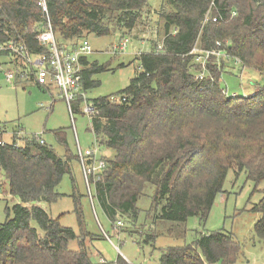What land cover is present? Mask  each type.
Listing matches in <instances>:
<instances>
[{
    "label": "trees",
    "instance_id": "1",
    "mask_svg": "<svg viewBox=\"0 0 264 264\" xmlns=\"http://www.w3.org/2000/svg\"><path fill=\"white\" fill-rule=\"evenodd\" d=\"M149 1L47 0V5L53 28L70 40L132 33L151 13ZM209 12L217 22H206ZM45 24L38 0H0V43L15 41L38 51L37 32ZM156 26L161 38L149 41L150 52L137 55L140 69L115 95L126 101L113 103L112 95L91 100L97 113L90 131L100 148L114 152L103 158L107 167L96 184L94 205L116 235L127 234L141 249L155 248L163 226V232L175 235L190 218L205 225L231 170L236 177L245 172L256 187L264 182V0H162ZM218 42L230 60L214 59L206 77L197 80L202 69L191 51L197 45L213 49ZM233 61L261 76L252 94L229 95L222 86L226 64ZM108 69L97 63L85 68L88 94L100 86L94 75ZM75 111L81 113L78 103ZM53 134L65 148L64 157L36 136H14L12 144L0 148L8 194L19 200L6 208L7 219L0 224V264H96L88 242L97 238L86 228L76 189L70 197L78 234L61 224L62 216L54 219L38 206L64 197L59 186L79 164L66 131ZM19 141L24 144L17 146ZM146 199L151 204L144 210L140 204ZM252 211L260 216L254 234L264 243V191ZM73 241L77 251L70 248ZM241 256L232 233L198 232L192 244L165 249L159 264H236ZM118 264L127 262L119 257Z\"/></svg>",
    "mask_w": 264,
    "mask_h": 264
},
{
    "label": "rangeland",
    "instance_id": "2",
    "mask_svg": "<svg viewBox=\"0 0 264 264\" xmlns=\"http://www.w3.org/2000/svg\"><path fill=\"white\" fill-rule=\"evenodd\" d=\"M151 13L146 15L132 33L122 31L107 37H96L93 34H85L92 48L91 62L99 65H107L109 69L105 72L94 75L93 79L100 82V86L90 90V100L100 97L116 95L124 90L140 69V63L136 59L141 53L150 51L152 40L156 37V26L158 12L162 0H150ZM59 35V34H58ZM61 38V36L59 35ZM123 37V38H122ZM128 39L130 43L124 53L113 55L109 53L112 47L122 39ZM145 41H141V40ZM124 65V67H120ZM222 86L229 95L247 96L257 89V84H262L261 76L247 68L243 69L240 63L230 62L226 64L221 79ZM56 91V90H53ZM55 94V93H54ZM56 96V95H55ZM52 99L48 93L40 91L35 86H14L7 82L4 73L0 72V128L3 131L4 141L9 143L13 133L21 139L31 137L42 138L46 144L51 146L60 157H64L65 148L57 142L53 132L65 130L69 149L74 154L77 151L75 132L71 118L64 101L57 100L50 108ZM76 135L83 150L94 146L95 137L90 131L91 121L82 114L75 115ZM19 141L18 145H23ZM102 152L110 159L114 156L113 151L102 148ZM0 224L7 219L6 208H12L18 199H13L8 192V183L0 171ZM74 179V185L73 180ZM76 189L81 195V203L84 212V222L88 232L96 240L88 242L89 253L94 263L99 264L104 259L108 264H118L119 257H122L127 264H159L162 252L168 247H181L192 244L197 238V233L207 234L222 230L232 233L242 247V256L236 264H264V243L254 234V225L259 220V214L252 211V208L262 198L264 182L256 187V184L247 179L245 172L236 177L233 170L229 172L223 192L220 193L212 208L211 214L205 225H201L197 218H190L180 234L169 235L165 228H161V234L156 239L154 247L145 245L139 248L134 238L127 234L116 235L111 225L98 205L93 206L88 196V188L84 179L83 171L78 163L73 164V177L66 175L59 186V193L63 194L59 201L48 205L40 203L52 218L61 217V224L72 228L79 233L77 216L74 213V202L70 197ZM150 199L141 202V209H148ZM36 227V224L33 223ZM146 227L145 231H149ZM140 233V230H138ZM104 234L110 240L104 238ZM73 251L79 249L78 241L70 243ZM121 252V253H120ZM103 257V258H102ZM221 264V263H217Z\"/></svg>",
    "mask_w": 264,
    "mask_h": 264
},
{
    "label": "built area",
    "instance_id": "3",
    "mask_svg": "<svg viewBox=\"0 0 264 264\" xmlns=\"http://www.w3.org/2000/svg\"><path fill=\"white\" fill-rule=\"evenodd\" d=\"M38 5L46 19L43 29L37 32L38 51L32 50L24 43L15 41L0 43V58H8L11 67L6 68L5 63L0 62V72L4 73L9 83H26L34 80L43 90L47 92L56 90L58 92L56 98L65 102L71 118L77 144L76 155L88 188V196L92 205L95 206V187L101 180V175L106 169L107 163L103 159L102 149L96 140V144L90 149H82L75 129V115L78 113L75 111L77 103L82 115L87 116L89 119L97 113L94 103L89 99L83 85L84 70L87 68L83 61L87 60L93 51L89 41L84 36L70 40L60 38L51 24L47 0H38ZM217 21L218 18L211 16L210 12L207 14L206 22ZM129 43L130 41L127 38L122 39L112 47L109 53L113 55L124 53ZM224 45L218 42L216 47L209 50L201 49L199 46L193 48L190 54L195 57V62L202 69L196 77L197 80H203L206 77L208 64L214 59L217 62L222 59L230 60ZM110 101L123 103L126 98L112 95ZM55 102L56 100L53 97L50 107ZM2 136L3 131L0 128V148L7 145ZM40 142L44 144L42 139ZM121 225V223L117 224V226Z\"/></svg>",
    "mask_w": 264,
    "mask_h": 264
},
{
    "label": "crops",
    "instance_id": "4",
    "mask_svg": "<svg viewBox=\"0 0 264 264\" xmlns=\"http://www.w3.org/2000/svg\"><path fill=\"white\" fill-rule=\"evenodd\" d=\"M145 40H147V39H145ZM144 39L143 40H141V41H145ZM148 42H149V40H148ZM149 44H150V42H149ZM198 46V45H197ZM150 52V51H149ZM87 61H88V64H87V68L88 67H90L91 66V64H93V62H91V59H90V57L87 59ZM0 62H2V63H5V66H6V68H11L10 66H9V60H8V58H6V57H2V58H0ZM8 82V81H7ZM12 84V83H11ZM12 85H14V86H19V85H24V86H35V87H37L40 91H42V92H46V93H48L49 94V96L51 97V99L54 97L55 98V100L57 101L58 99L56 98V96L55 95H57V91H53V90H50V92H47V91H45V90H43L42 88H40L36 83H35V81L34 80H32V81H29V82H26V83H21V82H14ZM55 93V94H54ZM55 104V103H54ZM53 104V105H54ZM53 105L50 107V108H52L53 107ZM1 127V126H0ZM19 133H21V135H23L22 134V132H15V133H13V135H12V137H11V141L9 142V143H7V144H12V142L14 141V135L15 134H19ZM4 135V134H3ZM74 136H75V134H74ZM55 137V136H54ZM2 139L4 140V136H2ZM42 139V138H41ZM20 140V139H19ZM43 140V139H42ZM75 140H76V137H75ZM44 141V143L46 144V141L45 140H43ZM76 146H77V144H76ZM76 154V153H75ZM102 154L105 156V157H107L103 152H102ZM113 157V156H112ZM111 157V158H112ZM108 158V157H107ZM0 177H1V174H0ZM6 181V180H5ZM7 182V181H6ZM8 183V182H7ZM8 189H9V186H8ZM3 193H5V194H8V192H6V190H4V192ZM104 214V213H103ZM108 220V219H107ZM115 230V229H114ZM114 233H115V231H113ZM107 240H109V241H111L110 239H109V237L106 235V237H105ZM121 253V252H120ZM103 258V257H102ZM107 262V261H106Z\"/></svg>",
    "mask_w": 264,
    "mask_h": 264
}]
</instances>
